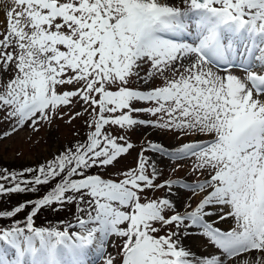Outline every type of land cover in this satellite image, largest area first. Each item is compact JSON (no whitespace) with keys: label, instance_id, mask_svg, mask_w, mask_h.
I'll use <instances>...</instances> for the list:
<instances>
[{"label":"snow or ice","instance_id":"1","mask_svg":"<svg viewBox=\"0 0 264 264\" xmlns=\"http://www.w3.org/2000/svg\"><path fill=\"white\" fill-rule=\"evenodd\" d=\"M11 2L0 33V117L11 125L3 135L78 106L69 122L87 115L88 131L36 167L0 169V196L50 186L0 209L11 219L31 206L23 223L0 228V262L89 264L92 249L103 264H240L253 254L264 264V0ZM138 128L207 138L175 147L150 140L135 167L109 178L92 172L130 155L127 133ZM163 159H193L206 176L157 182ZM184 190L202 194L195 206ZM69 205L74 223L35 226L41 210ZM193 235L204 254L184 246ZM113 236L121 243L106 255Z\"/></svg>","mask_w":264,"mask_h":264},{"label":"rangeland","instance_id":"2","mask_svg":"<svg viewBox=\"0 0 264 264\" xmlns=\"http://www.w3.org/2000/svg\"><path fill=\"white\" fill-rule=\"evenodd\" d=\"M170 3L180 5L181 0H173L170 1ZM14 7L15 5L12 4L11 0H0V33L6 31L7 12ZM189 41L191 40L189 39ZM237 47L238 50H241L243 49L244 45L241 43V45ZM241 70L242 69H236L235 71ZM243 76H241V78H243ZM6 79L7 77H5V81ZM160 83L161 82L157 80L155 85L150 86H158ZM62 111L65 113L63 117H61L60 113H57L55 117L51 119V121H41L36 128L25 125L18 128L15 132H11L7 136H4L3 133L10 132L11 125L8 122H4L2 117H0V169L19 171L26 167H36L39 164L52 159L56 154H58L59 151H62L66 146H70L72 143H75L77 139L83 140L85 138V133L88 131L85 123V121L88 119V116L82 115L80 118L72 119L71 122H69V115H74L75 111H82V107L78 106L72 113H69V109L66 107L63 108ZM77 133L79 135H77ZM120 134L125 133L123 130H120ZM127 136L130 142L135 146L131 150V154L124 155V157L120 159L119 163L116 164L114 168L109 167L106 170L92 169V172H100L104 178H109L115 177L117 170L123 171L135 167L141 146L145 145L147 141L150 140L154 142H161L166 146L175 147L185 142L202 141L207 138L204 135H188L183 138H177V136L173 133L154 131L150 128H138L127 133ZM146 155L150 157L153 156L151 152L146 153ZM194 163L195 161L193 159H184L180 161L163 159L162 161H158V167L162 169V175L157 182L169 178H182L188 182H194L196 180L205 178L206 173L194 172L192 170ZM6 186L9 185L6 184ZM49 187L50 186H42L40 191L37 193H18L9 194L8 196H0V209H11L21 202L39 198L46 193ZM146 195L149 197H161L164 195V190H159L154 194L148 192ZM180 195L185 201L190 196L193 197L191 200L193 206H195L198 200L202 197V194L196 195L188 190L181 191ZM23 196H25L27 199H23ZM30 197L34 199H30ZM179 206L182 207V204ZM28 211H30V206L27 210L21 212L14 218H0V228H7L11 226V223L15 219H19L23 223V219L26 217ZM74 211V206L71 205L67 206L63 211L60 212L44 209L41 210L34 218V222L35 225L39 227L55 225L57 221L61 220L65 222H73ZM193 239L197 245H201L202 247V242L198 236L194 235ZM113 243L119 245L121 243V239L115 236L111 238V243L106 248V255H115L118 251L117 248L111 246ZM242 263L243 259L241 260V264ZM91 264H103L102 258L97 259ZM116 264H119L118 260Z\"/></svg>","mask_w":264,"mask_h":264},{"label":"bare ground","instance_id":"3","mask_svg":"<svg viewBox=\"0 0 264 264\" xmlns=\"http://www.w3.org/2000/svg\"><path fill=\"white\" fill-rule=\"evenodd\" d=\"M170 1H173V0H170ZM174 1H176V0H174ZM183 38H184V39H187V40H189V39L191 40V37H190V36H187V35H185ZM241 43H243V42L237 40V41H236V47H237V46H240ZM237 50H238V47H237ZM239 50H240V49H239ZM239 50H238V58H239ZM238 72H240V73H238ZM234 74L238 75V77H241V76H243L245 73H244L243 70H241V71H234ZM174 198H175V197H174ZM230 223H231V222L228 221V222H225V223L220 224V225H218V226L221 227V228H223V229H227V228L230 226ZM193 236H194V235H193ZM193 236L183 241L184 246H185L188 250H191V251H193L194 253H196L197 255L204 254L201 245L199 246V245L196 244L195 240L193 239ZM197 242H198V241H197ZM2 245H3V242H0V246H2ZM90 251H91V250H89L88 255L90 254ZM12 258H14V253H13L12 251H10V252L4 257V259H7V260H11ZM257 258H258V254H253V255L247 256V257L242 258V259H248V260L250 261V264H255V261H256ZM88 259H89V258H88ZM0 264H2V262H0ZM240 264H241V261H240ZM242 264H243V263H242Z\"/></svg>","mask_w":264,"mask_h":264},{"label":"trees","instance_id":"4","mask_svg":"<svg viewBox=\"0 0 264 264\" xmlns=\"http://www.w3.org/2000/svg\"><path fill=\"white\" fill-rule=\"evenodd\" d=\"M0 174H2V173H0ZM23 199H27L25 196H23ZM30 199H34V198H32V197H30ZM30 208H31V206H30ZM27 210V209H26ZM37 221V220H36ZM74 222V221H73ZM35 223V222H34ZM35 226H37V225H35ZM10 227V226H9ZM39 227V226H38Z\"/></svg>","mask_w":264,"mask_h":264}]
</instances>
